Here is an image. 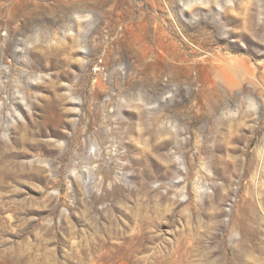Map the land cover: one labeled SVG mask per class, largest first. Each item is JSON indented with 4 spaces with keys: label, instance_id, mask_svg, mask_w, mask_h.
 Here are the masks:
<instances>
[{
    "label": "rangeland",
    "instance_id": "1",
    "mask_svg": "<svg viewBox=\"0 0 264 264\" xmlns=\"http://www.w3.org/2000/svg\"><path fill=\"white\" fill-rule=\"evenodd\" d=\"M162 6L0 0V264H264V0Z\"/></svg>",
    "mask_w": 264,
    "mask_h": 264
},
{
    "label": "bare ground",
    "instance_id": "2",
    "mask_svg": "<svg viewBox=\"0 0 264 264\" xmlns=\"http://www.w3.org/2000/svg\"><path fill=\"white\" fill-rule=\"evenodd\" d=\"M23 0H17V2H21ZM155 11L157 12H163V6L162 3L167 2L168 0H148ZM27 3H35L36 0H26ZM165 10L172 11L171 7H168L167 9L164 7ZM7 17L11 18L12 17V10L8 9L7 11ZM12 19H9V21ZM42 58V57H41ZM212 68L215 70L219 80L223 82L224 84L228 86H234L235 82L228 76V73L230 70L233 72H244L247 75L254 76L255 72L253 69H251L243 60L240 59H228L225 56H215L213 59ZM229 61V62H228ZM215 63H221V65L216 66ZM237 85V83H236ZM5 104V102H4Z\"/></svg>",
    "mask_w": 264,
    "mask_h": 264
}]
</instances>
